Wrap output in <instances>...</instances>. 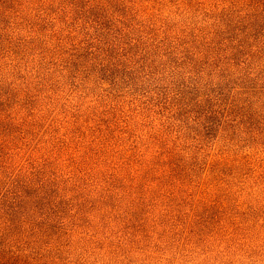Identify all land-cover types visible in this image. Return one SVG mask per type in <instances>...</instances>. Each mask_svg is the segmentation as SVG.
<instances>
[{"label":"rangeland","instance_id":"rangeland-1","mask_svg":"<svg viewBox=\"0 0 264 264\" xmlns=\"http://www.w3.org/2000/svg\"><path fill=\"white\" fill-rule=\"evenodd\" d=\"M0 264H264V0H0Z\"/></svg>","mask_w":264,"mask_h":264}]
</instances>
